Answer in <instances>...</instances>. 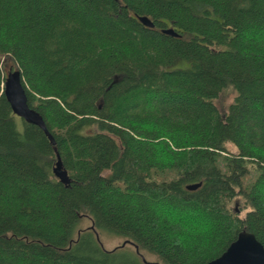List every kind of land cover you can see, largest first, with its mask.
I'll use <instances>...</instances> for the list:
<instances>
[{
    "label": "trees",
    "instance_id": "1",
    "mask_svg": "<svg viewBox=\"0 0 264 264\" xmlns=\"http://www.w3.org/2000/svg\"><path fill=\"white\" fill-rule=\"evenodd\" d=\"M242 231L264 247V0H0V264H206Z\"/></svg>",
    "mask_w": 264,
    "mask_h": 264
},
{
    "label": "water",
    "instance_id": "2",
    "mask_svg": "<svg viewBox=\"0 0 264 264\" xmlns=\"http://www.w3.org/2000/svg\"><path fill=\"white\" fill-rule=\"evenodd\" d=\"M138 19L145 26H154L153 22L146 16H139ZM162 32L172 36L178 35L172 28L163 29ZM3 93L14 115L27 123L38 126L53 142V138L47 129L43 117L34 108L29 106L26 91L22 83L21 73L19 70L14 69L13 66L9 67L5 76ZM52 172L61 183H69L70 179L68 173L63 168L58 155ZM200 185V183L189 184L186 188L188 190H194ZM96 239L99 242L97 235ZM125 244L126 243H123L122 247L125 246ZM100 246L102 247L101 244ZM135 249L138 253L137 247H135ZM141 259L144 264H159L147 262L143 257H141ZM206 264H264V247L256 240L252 233L242 231L238 233L235 240L221 256Z\"/></svg>",
    "mask_w": 264,
    "mask_h": 264
},
{
    "label": "rangeland",
    "instance_id": "3",
    "mask_svg": "<svg viewBox=\"0 0 264 264\" xmlns=\"http://www.w3.org/2000/svg\"><path fill=\"white\" fill-rule=\"evenodd\" d=\"M3 69L8 70V68L11 65V61L9 59H6L5 61H3ZM235 96V92L230 88L227 87L219 96L218 99H216L215 103L216 105L221 109V110H226L227 106L230 104V102L233 101V98ZM231 209L233 211L236 212V214L240 217V218H244L245 214L247 212V209H245V205L243 204V200L241 198L235 199L232 203H231ZM91 226V222L89 219H84L81 221V223L79 224L78 228L80 230L83 229H87ZM99 238V242L103 247V250L105 251H112L113 249H117L122 247L123 243H125V240L122 238H117L111 235H108L106 233L100 234L98 236ZM125 248V250L127 252H129L128 250H132L134 251L133 246H129V244H125V246H123ZM145 257V259L148 262H152V263H157V259L152 256L149 255L147 253H142Z\"/></svg>",
    "mask_w": 264,
    "mask_h": 264
}]
</instances>
